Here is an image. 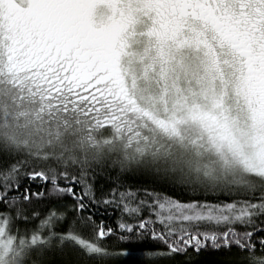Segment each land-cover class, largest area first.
Segmentation results:
<instances>
[{
  "label": "snow or ice",
  "instance_id": "6c2138e0",
  "mask_svg": "<svg viewBox=\"0 0 264 264\" xmlns=\"http://www.w3.org/2000/svg\"><path fill=\"white\" fill-rule=\"evenodd\" d=\"M261 234L264 0H0V264H264Z\"/></svg>",
  "mask_w": 264,
  "mask_h": 264
},
{
  "label": "trees",
  "instance_id": "16d2710c",
  "mask_svg": "<svg viewBox=\"0 0 264 264\" xmlns=\"http://www.w3.org/2000/svg\"><path fill=\"white\" fill-rule=\"evenodd\" d=\"M102 176L103 178H100L99 176L97 177V180H96L97 189L105 188L106 190V185L110 183V181L115 180L118 184H122L125 189L131 188L132 190L137 191L138 197H143L144 190L148 189L150 191H164L166 195H171V196H174L175 198H181V199L184 198L181 196L178 190L173 192L171 190L161 189L158 185H154L153 183H151V181L148 178L143 177L138 173L121 174L119 172L113 171L109 175V173L106 171L105 173L102 174ZM113 186H115V184ZM119 215L120 213L117 209H115V206H110L108 208L107 213L101 212L100 214H97L95 216V220L97 224H99V222L102 220L105 226L113 227L115 230L116 221ZM118 235H119V232L114 231V234H112L109 238H107L104 241V243L108 245L109 247H115L118 249H132L135 247L132 244L120 243L118 241ZM261 235H264V234H261ZM259 239H260V235L254 236V241L256 243V249H257V252H256L257 255H260ZM215 258L216 257H208L209 260H212ZM124 262H125V258H122L121 264H124Z\"/></svg>",
  "mask_w": 264,
  "mask_h": 264
}]
</instances>
